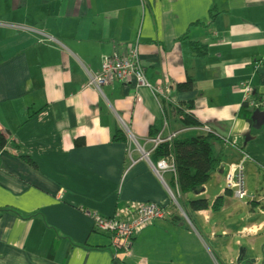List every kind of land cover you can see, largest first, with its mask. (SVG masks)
<instances>
[{"label": "crops", "instance_id": "0c3cea01", "mask_svg": "<svg viewBox=\"0 0 264 264\" xmlns=\"http://www.w3.org/2000/svg\"><path fill=\"white\" fill-rule=\"evenodd\" d=\"M137 40L161 94L135 81L103 96L85 88ZM246 99L264 100V0H0V264H236L239 238L242 264H261L263 200L227 197L225 186L243 155L264 176V122L252 120L264 110ZM208 134L221 139L222 167L195 196L225 205L191 222L190 195L158 171L154 141ZM148 204L167 217L116 254L94 217L132 221Z\"/></svg>", "mask_w": 264, "mask_h": 264}, {"label": "built area", "instance_id": "2783aa9c", "mask_svg": "<svg viewBox=\"0 0 264 264\" xmlns=\"http://www.w3.org/2000/svg\"><path fill=\"white\" fill-rule=\"evenodd\" d=\"M131 81H135L139 87L151 89L158 94L162 92L161 86L153 88L147 81L140 61L139 40L127 50L126 55L122 56L116 53L105 58L99 73L88 74L85 88L92 89L103 96V90L105 88L114 89L117 85L125 86ZM241 88L244 90L246 97L253 92L252 87L247 83L241 84ZM246 101L252 110H264V100L252 101L246 99ZM205 132L210 133L212 131L205 129ZM171 139V137L167 140L158 138L154 141V145L159 147ZM247 161L248 157L243 155L241 161L226 175V189L232 191L236 199H245L250 196L246 186L245 175ZM157 169L158 171L171 169L175 173L174 167H169L164 161L158 164ZM166 217L167 213L163 208L155 204H148L137 209L136 216L132 221H125L116 217L103 219L98 216L94 217V221L96 230L108 234L111 237L112 246L116 250V254H121L126 253L130 249L131 241L137 233L147 228L154 221L165 219Z\"/></svg>", "mask_w": 264, "mask_h": 264}, {"label": "trees", "instance_id": "16d2710c", "mask_svg": "<svg viewBox=\"0 0 264 264\" xmlns=\"http://www.w3.org/2000/svg\"><path fill=\"white\" fill-rule=\"evenodd\" d=\"M193 51L202 52L197 45H193ZM178 91L188 93L192 91L189 84L179 85ZM185 127H197L198 123L191 116L183 115ZM250 121V120H249ZM116 141H124L122 138H116ZM0 138V144H3ZM219 145H222L221 139L214 135H202L196 138L178 140L172 143H163L156 148L153 162H168L173 160V167L177 177V186L183 197L194 194L200 195L204 187L210 182L212 174L222 167L223 154L219 151ZM25 161L30 162L28 158ZM227 197H233V193L228 191ZM225 205V200L218 198L212 208L207 200L198 199L189 203V210L193 213H199L212 209L214 213L219 212ZM182 208V207H181ZM187 218L192 222L191 216L185 211Z\"/></svg>", "mask_w": 264, "mask_h": 264}, {"label": "rangeland", "instance_id": "374dc122", "mask_svg": "<svg viewBox=\"0 0 264 264\" xmlns=\"http://www.w3.org/2000/svg\"><path fill=\"white\" fill-rule=\"evenodd\" d=\"M239 163V162H238ZM237 163V164H238ZM168 164V163H167ZM169 166V165H168ZM170 167V166H169ZM245 175H246V186H247V189H248V193H249V197L252 199V198H257V199H262L263 200V207H264V176H261V177H258L257 174L253 171H250V168L247 167V165H245ZM211 181V180H210ZM212 185V182H209L208 183V186H211ZM225 187V186H224ZM213 187L210 188V190L212 189ZM245 198L243 199V202L246 203V201L250 198ZM198 196H195V195H190L188 198H187V205H189V203L191 201H195V200H198ZM182 208L188 212L189 215H191V213L193 214L192 211L189 210V207L188 206H184V203L182 202ZM186 208V209H185ZM248 213L251 214V209L248 210ZM264 221V217H259L258 219V223H261ZM239 240L241 241V247H238L237 246V240L234 239L232 241V244L234 245V251H233V255H229L228 257V263L231 261V260H235V262L237 261V259L239 258V255H240V252L241 250H244V247L247 246V241L244 240V239H241L239 238ZM264 241V239H263ZM262 241V242H263ZM259 256L260 258L263 259V252L262 250L260 249L259 250ZM261 264H264V261L261 263Z\"/></svg>", "mask_w": 264, "mask_h": 264}, {"label": "water", "instance_id": "95a60500", "mask_svg": "<svg viewBox=\"0 0 264 264\" xmlns=\"http://www.w3.org/2000/svg\"><path fill=\"white\" fill-rule=\"evenodd\" d=\"M252 120L263 123L264 122V113H259V112L255 113ZM242 255H243V253H240V257L236 261V264H242L243 263L244 257ZM253 262L254 261L251 260L249 264H253Z\"/></svg>", "mask_w": 264, "mask_h": 264}, {"label": "clouds", "instance_id": "9594fccd", "mask_svg": "<svg viewBox=\"0 0 264 264\" xmlns=\"http://www.w3.org/2000/svg\"><path fill=\"white\" fill-rule=\"evenodd\" d=\"M246 128H247V125H245L244 128L239 129V131H244L246 130Z\"/></svg>", "mask_w": 264, "mask_h": 264}]
</instances>
